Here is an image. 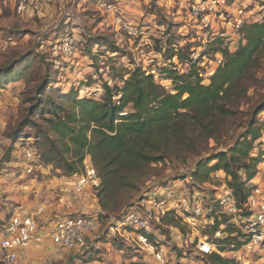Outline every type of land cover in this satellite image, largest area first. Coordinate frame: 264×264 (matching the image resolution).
<instances>
[{
	"label": "rangeland",
	"instance_id": "rangeland-1",
	"mask_svg": "<svg viewBox=\"0 0 264 264\" xmlns=\"http://www.w3.org/2000/svg\"><path fill=\"white\" fill-rule=\"evenodd\" d=\"M16 1L0 0V69H11L7 76L0 75L3 145L0 214L37 212L41 224L40 241L21 251L17 264H145L146 255L131 237L122 231L116 232L118 218L145 199L146 194L160 189L179 193L181 185L186 187L184 184L188 182L187 188L197 185L210 192L222 187L224 182L227 185L228 178L221 171L204 178L195 179L192 175L199 163L215 165L216 161L211 160L239 140L253 117L260 139L245 159L256 171L246 188L251 189L264 180V112L256 118L254 115L264 103V45L252 57V68L239 87L220 100L219 105L225 106L230 111L228 114L212 117V123H205L204 128L191 126L190 119L181 121L192 145L186 140L182 143L162 140V145L154 150V157L161 159L159 162L103 177L104 173L93 165L90 155H84L78 162L68 142L60 139L46 120L65 117L68 112L77 116L79 106L74 101L102 102L107 87L111 90L113 105L119 106L124 82L134 73L152 77L170 95L176 94L177 80L173 73L187 76L190 81L199 79L207 85L210 79L207 72L216 67L217 55L222 56L223 63L222 53H235L243 37L234 38L231 46L226 39L216 36L202 43L184 23L192 0H55L36 11L27 6L21 14ZM238 1L237 4L247 8V15L254 14L258 19L262 16L257 24L264 25V0ZM226 2L232 6L230 9L233 5L238 7L236 0ZM109 6L116 10V16L108 11ZM131 30L134 32L130 33ZM67 32L76 43L72 55L54 50L55 43ZM193 56L197 59L193 60ZM43 84L45 90L39 92ZM133 112L136 110L130 103L120 116ZM210 133L213 136L208 138ZM88 135L90 139L89 131ZM45 137L49 139L46 144ZM20 143L36 151L35 161L23 160L17 152L19 149L16 150ZM53 144L64 153L60 166L50 150ZM48 151L46 156L54 159L50 163L43 158V153ZM64 163H79L76 164L78 172L67 174ZM88 166L96 172L100 186L87 185L77 193V175ZM239 175L246 182V172L240 171ZM64 215H83L95 221L94 232L81 254L58 249L43 237L55 217ZM212 223L210 219L209 224ZM176 230L164 227L161 231L173 243V248L186 238V229L181 223ZM230 252L224 259L235 262ZM238 256H242V264H264L260 250L256 254L242 251Z\"/></svg>",
	"mask_w": 264,
	"mask_h": 264
},
{
	"label": "built area",
	"instance_id": "built-area-1",
	"mask_svg": "<svg viewBox=\"0 0 264 264\" xmlns=\"http://www.w3.org/2000/svg\"><path fill=\"white\" fill-rule=\"evenodd\" d=\"M54 1L17 0V11L21 14L27 6L34 11L40 10ZM237 5L230 9L232 6H228L226 0H192L188 3V17L184 23L194 36L202 39V43L220 37L230 42L231 46L234 38L243 37L241 32L245 25L257 24L262 20V16H258V19L254 14L247 15V8L243 4ZM108 11L116 16V10L111 6ZM133 32L131 30L130 33ZM71 35L65 33L62 40L55 43L54 50H62L64 55L75 53L76 43ZM191 58L197 59L194 56ZM217 58L215 68L222 64V56L217 55ZM215 68L207 72L208 77L213 76ZM151 75L157 77L154 71H151ZM16 150L24 161L37 159L36 151L24 147L22 143ZM2 157L3 145L0 141V159ZM77 176V193H81L87 185L93 188L100 186V179L91 166L85 167ZM184 185L186 187L181 185L179 193L164 188L146 194L145 199L123 212L116 222V232L122 231L131 237L137 248L146 255L145 264H207L209 256L224 259L230 251H234L230 254L234 255L236 264H242L240 258L243 255L238 256L240 252L256 254L264 247V180L252 187L242 204L237 202L225 182L222 187L210 192L197 185L187 188L188 182ZM167 215L179 219L186 229V238L176 243L174 248L173 243L161 234L162 228L167 227L163 222ZM38 216L37 212H1L0 264H17L21 251L40 241ZM210 219L213 220L212 224H209ZM169 228L177 231L176 228ZM94 229L95 221L89 217L56 216L52 227L43 237L58 249L81 254Z\"/></svg>",
	"mask_w": 264,
	"mask_h": 264
},
{
	"label": "trees",
	"instance_id": "trees-1",
	"mask_svg": "<svg viewBox=\"0 0 264 264\" xmlns=\"http://www.w3.org/2000/svg\"><path fill=\"white\" fill-rule=\"evenodd\" d=\"M241 33L244 40L241 46L233 54L222 53L225 55L224 61L210 77L207 85H203L199 79L190 81L187 76L173 73L177 80L176 94L170 95L156 85L152 77L134 73L124 82L120 91L119 106L113 105L111 90L107 87L102 102L74 101L79 106L77 116L68 112L65 117L48 119L46 123L60 139L68 142L73 157L78 162H81L84 155H90L93 165L98 166L104 173L103 177L116 176L123 170L129 171L138 166L157 163L161 159L154 157V150L162 145V140H175L178 143L186 140L192 145V139L186 136L183 129L182 120L190 119L191 126L204 128L205 123H212V117L224 116L230 112L222 104L219 105L220 100L239 87L243 77L252 68V57L259 47L264 45V25H245ZM9 70L10 67L0 69V75L7 76ZM44 90L45 84L38 88L39 92ZM130 103L134 105L136 112L120 116L124 107ZM262 112L264 103L255 110V118ZM251 121L253 122L247 127V131L228 151L217 154L211 160L216 161L215 165L210 167L206 163H199L197 172L192 175L196 179L208 177L214 171L223 172L228 178L227 187L240 204L244 203L252 189L246 188L247 183L256 175L254 166L250 171L252 167L245 162L253 150V144L260 139L254 117ZM212 136L210 133L208 138ZM46 142H49V139L45 137V144ZM51 149L52 156L56 155L55 160H58L60 166L63 151L57 144H53ZM48 153L49 151L43 153L45 162H53L54 159L46 156ZM76 164L79 163H64L67 174L78 172ZM240 171L246 172V182L240 179ZM163 222L167 227H180V220L173 215H167ZM149 239L152 240L153 237L150 236ZM207 264L235 262L212 255L207 258Z\"/></svg>",
	"mask_w": 264,
	"mask_h": 264
},
{
	"label": "crops",
	"instance_id": "crops-1",
	"mask_svg": "<svg viewBox=\"0 0 264 264\" xmlns=\"http://www.w3.org/2000/svg\"><path fill=\"white\" fill-rule=\"evenodd\" d=\"M122 1V0H121ZM127 1H129V0H127ZM261 178V177H260ZM262 178H264V177H262ZM260 252H261V254H262V256H264V247L262 248V249H260ZM263 261H264V258L262 259ZM252 263H254V262H252Z\"/></svg>",
	"mask_w": 264,
	"mask_h": 264
}]
</instances>
